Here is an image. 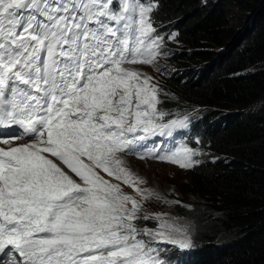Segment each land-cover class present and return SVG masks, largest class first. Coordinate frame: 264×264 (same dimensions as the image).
<instances>
[{
	"label": "snow or ice",
	"instance_id": "1",
	"mask_svg": "<svg viewBox=\"0 0 264 264\" xmlns=\"http://www.w3.org/2000/svg\"><path fill=\"white\" fill-rule=\"evenodd\" d=\"M158 9L155 0H0V264H166L156 242L194 247L190 225L142 213L151 199L181 201L142 188L121 158L187 126V117L165 122L160 88L126 66L161 54ZM145 155L199 163L185 145Z\"/></svg>",
	"mask_w": 264,
	"mask_h": 264
},
{
	"label": "trees",
	"instance_id": "2",
	"mask_svg": "<svg viewBox=\"0 0 264 264\" xmlns=\"http://www.w3.org/2000/svg\"><path fill=\"white\" fill-rule=\"evenodd\" d=\"M155 2L157 33H174L181 46L168 57L176 68L164 81L159 110L166 121L187 117L183 138L205 151L187 187L202 202L174 209L202 232L184 264H264V0ZM232 6L255 10L231 45Z\"/></svg>",
	"mask_w": 264,
	"mask_h": 264
},
{
	"label": "rangeland",
	"instance_id": "3",
	"mask_svg": "<svg viewBox=\"0 0 264 264\" xmlns=\"http://www.w3.org/2000/svg\"><path fill=\"white\" fill-rule=\"evenodd\" d=\"M259 7V6H256ZM255 9L244 10L240 9L236 6H232L229 9L231 23L236 27L235 36L231 40L230 44H234L238 41L239 37L251 26L252 22V13ZM155 27V26H154ZM157 28V27H156ZM174 37V38H172ZM174 33L167 38L166 41L163 40V43L160 45L161 54L157 56L156 61L152 65L148 64H138V65H126L128 67H133L134 69L141 71L148 76L153 78L152 83L156 84L160 90H164V81L166 77L171 73V71L176 68L174 65H171L168 62V57L172 55V52L176 48H180ZM258 106L264 107V98L260 101ZM159 109V107H158ZM177 129H175L176 131ZM174 132L172 131V135ZM148 140V139H147ZM142 143V142H141ZM178 145H185L183 141L175 140L172 143L170 140L164 141H154V149H162L163 151H167L168 149L175 148ZM153 149H146L141 152H148ZM198 152V155L194 157V160L199 161V163L203 160L205 156V151L199 148L194 149ZM210 150V149H209ZM141 152L136 154H121V158L124 160V166L128 167L133 173L137 176L144 178L146 180L145 184L140 185L142 188H150L154 189L158 192L162 197H166L167 200H179L182 205H191L194 207L195 203H201L202 199L196 195H194L191 191L188 193L187 187H191V169H181L178 165L160 161L158 159L152 158V156L145 155L144 159L140 158ZM211 152V151H210ZM101 175L105 177V179H110L113 183H121L116 181L115 179L108 177L107 174L101 172ZM124 192L137 196V199L140 197L135 193L134 189L128 185L121 184ZM186 187V188H185ZM177 205H170L164 203L163 201H157L155 199H151L149 201L144 202V206L142 209V213L154 214L159 212H166L170 217L178 218L179 222L182 224H187L191 226V236L195 239H201L202 232L201 227L198 223H195L192 220H187L183 217H180L174 213V209ZM156 224H148L144 226H137L139 228H149L156 229L158 228V221L153 220ZM147 239V237H145ZM155 247L160 249V255L165 252L171 251L176 248L171 244L156 242L154 244ZM200 244L197 243V247L199 248Z\"/></svg>",
	"mask_w": 264,
	"mask_h": 264
},
{
	"label": "clouds",
	"instance_id": "4",
	"mask_svg": "<svg viewBox=\"0 0 264 264\" xmlns=\"http://www.w3.org/2000/svg\"><path fill=\"white\" fill-rule=\"evenodd\" d=\"M197 243H199V242H197ZM197 250H198V248H197ZM197 250L195 251V253L192 256H194L196 254Z\"/></svg>",
	"mask_w": 264,
	"mask_h": 264
},
{
	"label": "bare ground",
	"instance_id": "5",
	"mask_svg": "<svg viewBox=\"0 0 264 264\" xmlns=\"http://www.w3.org/2000/svg\"><path fill=\"white\" fill-rule=\"evenodd\" d=\"M142 177V176H141Z\"/></svg>",
	"mask_w": 264,
	"mask_h": 264
}]
</instances>
